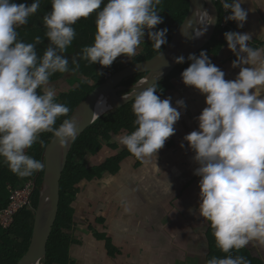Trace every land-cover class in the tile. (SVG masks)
Segmentation results:
<instances>
[{
  "label": "clouds",
  "instance_id": "1",
  "mask_svg": "<svg viewBox=\"0 0 264 264\" xmlns=\"http://www.w3.org/2000/svg\"><path fill=\"white\" fill-rule=\"evenodd\" d=\"M160 0H51L52 10L43 17L49 46L38 57L35 43L19 41L18 27L40 7V0L30 5L15 0H0V157L10 171L20 178L45 169V163L26 154L39 142L40 134L51 133L61 146L74 142L79 133L78 121L66 118L56 126L58 117H67L70 109L56 102V91L49 86L56 73L79 70L77 58L63 55L72 44L79 19L96 13L94 43L82 49L81 58L89 63L110 67L120 56H135L145 36L160 49L166 45L168 29L157 30L163 23L156 6ZM225 22L235 21L243 28L248 12L244 0H221ZM104 5L101 8V5ZM99 10V11H98ZM195 21L187 22L194 30L193 39L202 37L216 18L197 7ZM219 24V21H218ZM182 27V34L187 37ZM227 47L237 57L233 68L240 71L234 80L212 63L206 51L190 54V66L181 78L206 98V107L196 118L198 130L183 137L195 153L199 165L194 175L199 180L198 209H189L210 224L216 245L224 253L239 250L250 243L264 244V47H251L250 33L226 31ZM184 63L185 57L174 58ZM103 75V72H98ZM161 75V74H159ZM156 76L155 79H158ZM149 78L135 83L125 101L132 100L135 130L120 137L119 143L137 158L156 155L175 134L174 125L181 118L179 109L187 108L184 99H161L156 83L147 88ZM38 89L40 91H38ZM138 89H140L138 91ZM103 102L101 97L97 104ZM183 141L181 147H184ZM207 264H248L243 256L213 257Z\"/></svg>",
  "mask_w": 264,
  "mask_h": 264
},
{
  "label": "crops",
  "instance_id": "2",
  "mask_svg": "<svg viewBox=\"0 0 264 264\" xmlns=\"http://www.w3.org/2000/svg\"><path fill=\"white\" fill-rule=\"evenodd\" d=\"M242 8L248 12L247 20L243 28L233 21L236 31L251 34V47H264V0H244ZM236 58L227 44L220 51L217 67L225 72L226 80H234L240 71L232 67ZM167 96L174 107L176 100L184 99L187 108H178L182 115L174 125L175 134L157 157L125 161L116 175L105 173L82 182L73 203V264H206L210 250L207 223L189 212L199 207L200 177L194 175L199 165L183 141L185 135L198 130L196 118L207 106L206 98L186 85ZM105 155L92 158L91 165L100 164ZM107 240L112 243L111 251ZM247 246L264 262V244L250 241Z\"/></svg>",
  "mask_w": 264,
  "mask_h": 264
},
{
  "label": "trees",
  "instance_id": "3",
  "mask_svg": "<svg viewBox=\"0 0 264 264\" xmlns=\"http://www.w3.org/2000/svg\"><path fill=\"white\" fill-rule=\"evenodd\" d=\"M17 3L31 4L34 0H15ZM107 0H105V3ZM230 2V0H229ZM103 4L101 8H103ZM221 12V7L217 6ZM159 15L163 18V23L157 25V30L167 28V41L170 42L176 30L183 23L189 10V0H165L157 6ZM52 10L51 0H40V7L37 12L28 18V23L18 27L19 41L25 43H35V38L39 36L41 42L36 44L38 57H42L44 51L49 46V40L45 33L47 31L43 24V17ZM99 11V10H98ZM76 36L72 44L67 48L63 55L69 59V65H72V58L75 56L79 63V70L75 73L77 76L68 78L65 73L56 72L49 80L53 88H59L56 92V102L65 104L69 109L67 117H58L56 126L66 118H70L77 105L82 102L96 87L100 86L109 75L119 72L133 64L150 60L155 55L164 50L168 45H162L156 49L153 43L145 36L140 53L132 57L131 62L123 64L122 57H118L110 67H103L99 63L92 64L81 58L82 49L94 43L96 33V13H92L87 18L79 19L74 25ZM226 31H236L233 21H229L226 28L217 26L215 36L210 43L203 49L209 55L212 63L218 64L220 51L226 46L227 42L224 37ZM202 51V50H201ZM200 51V52H201ZM200 52L196 53L199 56ZM235 59H232V61ZM191 61L188 59L181 63L164 81L156 85L157 95L164 99L172 90L185 85L181 78V73L190 66ZM98 72H103L99 75ZM145 75L129 78L123 81V86H131L142 79ZM65 82L58 85L61 80ZM65 86V87H64ZM61 91L59 93V91ZM63 90H66L62 92ZM38 91H40L38 89ZM135 116L132 112V102L123 108L113 111L106 116L99 118L90 126L84 134L77 139L71 153L69 154L68 163L63 173L60 187V205L57 221L54 225L51 237L47 245V258L44 264H73L70 249L74 240L70 234L74 227L73 203L81 189L83 181H94L108 173L116 175L121 170V164L125 161L139 158L132 155L125 146L121 145L116 138L130 134L135 130ZM52 134L44 132L40 134V140L44 141L43 146L37 142L31 148L26 149V154L37 160H42L45 147L52 139ZM106 155L101 158L102 162L97 165H91V159L96 158L103 153ZM43 171L36 172L30 177L20 178L12 173L0 157V210L6 208L10 202V192L8 186L18 188L21 185L33 181L34 195L32 199V210H22L16 217L13 225L8 230L0 228V264H18L26 253L33 228L35 209L39 200V189L42 183ZM207 237L209 241V252L207 261L213 257L224 258L231 255L232 257L243 256L248 264H264V262L253 255L250 247L247 245L239 250L233 249L229 253H224L217 247L215 238L212 233L210 224L206 221ZM98 237H104V234H98ZM107 245L111 251L112 243L107 240Z\"/></svg>",
  "mask_w": 264,
  "mask_h": 264
},
{
  "label": "water",
  "instance_id": "4",
  "mask_svg": "<svg viewBox=\"0 0 264 264\" xmlns=\"http://www.w3.org/2000/svg\"><path fill=\"white\" fill-rule=\"evenodd\" d=\"M197 7L208 10L216 18V23L208 26L207 32L202 37L193 39L197 25H194L192 29H187L186 25L189 20L195 21L194 12ZM218 21L219 10L213 0H189V10L186 18L163 51L150 60L133 64L109 75L104 83L96 87L77 105L70 116V118L73 117L78 121L79 133L76 140L69 142L66 146H61L58 140L52 137L44 149L41 161L45 163V169L43 170L42 183L39 189L38 205L35 209L32 235L29 247L18 264L45 263L47 245L58 217L61 180L68 163L69 154L77 139L99 118L132 102L131 99L125 101L123 95L132 90L135 84L123 86V81L144 74L145 76L142 79L149 78V83L143 85L142 88H147L153 83L160 84L181 64L175 62V57L184 56L186 60L190 54L200 52L210 43L215 36ZM184 25L183 30L187 32V37L182 34ZM158 75V79H155ZM64 82L63 79L58 82V85ZM101 97L105 98L106 104L103 102L97 104ZM98 109H102V112H99Z\"/></svg>",
  "mask_w": 264,
  "mask_h": 264
},
{
  "label": "built area",
  "instance_id": "5",
  "mask_svg": "<svg viewBox=\"0 0 264 264\" xmlns=\"http://www.w3.org/2000/svg\"><path fill=\"white\" fill-rule=\"evenodd\" d=\"M216 6L221 7L219 11V24L221 28H226L229 21L225 22V17L230 15V11L226 12L223 8L221 0H213ZM219 10V9H218ZM10 192L9 205L0 210V228L8 230L15 221L16 215L22 210H32V199L34 195V182L29 181L18 188L8 186Z\"/></svg>",
  "mask_w": 264,
  "mask_h": 264
},
{
  "label": "rangeland",
  "instance_id": "6",
  "mask_svg": "<svg viewBox=\"0 0 264 264\" xmlns=\"http://www.w3.org/2000/svg\"><path fill=\"white\" fill-rule=\"evenodd\" d=\"M142 40H144V38L142 39ZM142 43H143V41H141V44H140V46H139V48H138V50H137V53H136V55L138 54V53H140V51H141V49H142ZM135 55V56H136ZM133 57V56H132ZM132 57H130V58H127V57H122V62H123V64H127V63H129V62H131V60H132ZM69 67L70 68H72L70 65H69ZM66 75H67V77L68 78H74V76H77V74L75 73V72H69V73H65ZM49 86H51V87H53V85H51V84H49ZM65 87V86H64ZM55 90H57V89H59V88H54ZM59 91V90H58ZM64 91H66V90H63L62 92H64ZM57 92V91H56ZM61 91H59V93H60ZM168 97H170V96H167V98Z\"/></svg>",
  "mask_w": 264,
  "mask_h": 264
},
{
  "label": "bare ground",
  "instance_id": "7",
  "mask_svg": "<svg viewBox=\"0 0 264 264\" xmlns=\"http://www.w3.org/2000/svg\"><path fill=\"white\" fill-rule=\"evenodd\" d=\"M99 110V112L102 110V109H98ZM104 111V110H103ZM102 112V111H101Z\"/></svg>",
  "mask_w": 264,
  "mask_h": 264
},
{
  "label": "flooded vegetation",
  "instance_id": "8",
  "mask_svg": "<svg viewBox=\"0 0 264 264\" xmlns=\"http://www.w3.org/2000/svg\"><path fill=\"white\" fill-rule=\"evenodd\" d=\"M121 58V57H120Z\"/></svg>",
  "mask_w": 264,
  "mask_h": 264
}]
</instances>
